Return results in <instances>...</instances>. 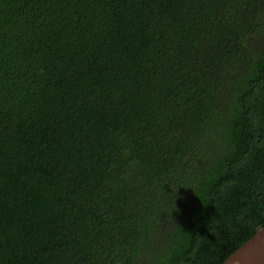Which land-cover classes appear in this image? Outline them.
<instances>
[{
    "label": "trees",
    "instance_id": "16d2710c",
    "mask_svg": "<svg viewBox=\"0 0 264 264\" xmlns=\"http://www.w3.org/2000/svg\"><path fill=\"white\" fill-rule=\"evenodd\" d=\"M264 227V0H0V264H222Z\"/></svg>",
    "mask_w": 264,
    "mask_h": 264
},
{
    "label": "water",
    "instance_id": "95a60500",
    "mask_svg": "<svg viewBox=\"0 0 264 264\" xmlns=\"http://www.w3.org/2000/svg\"><path fill=\"white\" fill-rule=\"evenodd\" d=\"M222 264H264V227L260 228Z\"/></svg>",
    "mask_w": 264,
    "mask_h": 264
}]
</instances>
